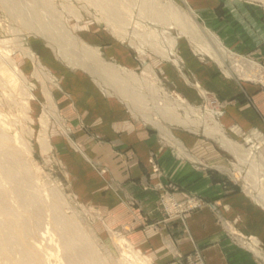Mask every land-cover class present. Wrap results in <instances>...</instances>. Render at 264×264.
<instances>
[{"label":"crops","instance_id":"0c3cea01","mask_svg":"<svg viewBox=\"0 0 264 264\" xmlns=\"http://www.w3.org/2000/svg\"><path fill=\"white\" fill-rule=\"evenodd\" d=\"M176 1L199 23L195 42L172 36L173 46L160 51L150 43L138 49L89 21L72 28L85 47L84 68L71 63L80 58L74 48L61 57L45 37L17 34L14 61L36 89L29 111L38 123L43 114L50 120V153L76 196L155 264L193 253L205 264H264V3ZM150 85L181 104L180 121L156 113ZM209 113L213 134L205 132ZM164 194L202 205L171 218Z\"/></svg>","mask_w":264,"mask_h":264},{"label":"bare ground","instance_id":"6f19581e","mask_svg":"<svg viewBox=\"0 0 264 264\" xmlns=\"http://www.w3.org/2000/svg\"><path fill=\"white\" fill-rule=\"evenodd\" d=\"M88 1H90L92 5L94 4V6H97L100 12L105 17H107V24L112 25L113 31L117 35H124L125 31L123 30L129 23L127 17L130 15L135 4L139 8V12L146 17H151L155 21L161 20L167 23L168 19L171 18L177 21L179 25H181L185 31L191 33L192 36H201V31L199 29L200 27H198V25L194 21H190V19L186 15L177 11V9H175L173 5L174 3H169L167 7L164 6L163 8L159 9L157 8L156 2L154 0H94V2L92 0ZM1 2L3 4L11 2L17 5L16 0H1ZM15 7L17 8V6ZM109 21L112 22V24H110ZM114 25L117 27L119 26V28L123 32H120L118 29H115ZM41 31L48 34L51 33L47 26H41ZM63 32L65 34V37L67 38V40L64 42V46L74 47L76 38L69 33L67 28H65ZM144 32L146 33L144 34L148 38L149 36H153L154 33L153 31H151L150 34L146 31ZM6 41L8 42V40L6 39H0V262L3 263L4 261H6V264H9L10 262H12L13 264H54L52 262V258L53 256H56L59 258V260H62V262H60L61 264H107L105 262L106 260L104 261V258L101 256L100 252L96 249V247H94L95 242L93 241L94 244L91 243V232L89 233V231H84V229L75 220L71 219L70 216L62 212V197L57 192V190L54 188H44V185L39 183V180H36L37 178L32 174L29 164L30 160L29 158H27L29 157L31 147L22 136V126L20 125V131L15 130V133L13 135L9 134V129L11 128V125L14 124L12 120L24 117L26 121H28L29 123H33V119L27 115V110H30L29 97L31 96L28 92L26 93L25 90L22 88L23 86H25V77L16 65L14 59L12 58L13 50H9L8 48L6 49V47L4 46L7 45ZM148 43H150V45L153 46L157 51L162 50V47L160 46L161 44L158 45L153 41H148ZM219 44L218 46L220 47ZM64 56L66 57V55ZM83 56L84 55H82V57ZM215 56L217 57V55ZM103 71L108 76H112L117 79H122V77L117 74L116 71H114L113 67L111 68L105 66ZM255 74L256 73L254 72H246L242 75L244 76V78L256 79ZM129 77L133 79L136 78V76H134L133 74L129 75ZM8 88L13 90L12 93L17 89V91L20 90V94H24L25 97H21V106H16L17 104L13 103L12 100H10ZM149 89L150 91H152V94H154L155 97H153V100L157 103V106L160 109L159 111H161L162 115L166 116V118L169 117L168 119L170 121H180V117L178 118V114H176V108L181 106V104L178 102L171 103L169 101H163L161 99L158 100V91L156 87L151 86ZM16 93L17 92H15V94ZM12 105L14 106L11 107ZM39 121L41 129L38 132L37 140L40 144L41 150L43 152H46L49 150L46 136L48 117L43 114L40 117ZM27 132L30 135L33 133V129L29 128L27 129ZM209 133L213 134L216 132ZM225 137H221V141L224 145L234 148L236 151L240 149L235 143L230 142ZM10 143L12 145H10ZM22 149L26 151L25 154L22 152ZM251 158L253 162V154ZM252 164L254 165V163ZM250 173L252 174L253 170H250ZM258 179L261 180L260 178ZM43 212H47L49 214L48 216L50 217V220L48 224L51 227H46V232L54 231V233L51 235V239L55 241L54 248L56 249V251H54V253L57 254L52 253L51 249H40L41 245L38 244V242L31 244L28 241V237H30V232L33 231L34 233V231H36L37 234L40 230H43V228H41L43 225L41 217ZM124 254H126V252ZM122 255L121 257H123ZM136 256L137 255H135V257ZM54 260L56 259H53V261Z\"/></svg>","mask_w":264,"mask_h":264},{"label":"rangeland","instance_id":"374dc122","mask_svg":"<svg viewBox=\"0 0 264 264\" xmlns=\"http://www.w3.org/2000/svg\"><path fill=\"white\" fill-rule=\"evenodd\" d=\"M16 1H17L16 6L19 10H17L13 6L3 4L0 0V32H1L0 39L8 40V42L6 41L7 45L4 46L6 47V49L8 48L9 50L10 49L13 50L12 58L14 60L16 59L13 53L16 49H19L20 42L22 43V40L19 39L18 38L19 36L17 35L19 33H27V34L36 33L45 37L47 40H49L54 45H56L58 49V53L61 57L67 54L68 48L71 49V51L74 48L75 53L76 54L78 53L77 55L80 56V58H82L81 51L83 50L82 49L83 46L81 40L77 36L78 34L77 31L73 33L72 31L73 26L75 28H77L78 26L81 27L83 23L91 21L94 22L95 25L100 24L101 27L105 28L112 35L116 34L113 31L112 25L107 24L108 22L107 17H105L100 12L97 6H94V4L92 5V3H90V1L88 0H16ZM92 1L94 2V0ZM154 1L156 2L157 8L159 9L163 8L164 6L167 7L169 3L172 4L174 3L173 5L175 9H177V11L186 15L190 19V21H194L199 27V23L197 22L194 13L191 12L189 9L181 7L176 0H154ZM251 1L264 3V0H251ZM158 2L160 3V5ZM127 18L129 23L126 26V28L123 30L126 33L124 32V35L121 34L118 35L116 34V35L119 38H123L126 42H129L135 48L142 49L147 47L148 41H153L158 45L161 44L160 45L161 47H163L162 46L163 44L169 46L172 43L171 42L172 39H168V37H172V36L175 37L184 36L187 37L188 40L195 42V39L192 38L193 37L192 34L185 31L177 21L171 19L170 17H169L170 19H168V23L157 19H156L157 21H155L151 17H146L143 14H141L139 12L138 6H136L135 4L133 6L130 15ZM109 23L112 24V22L110 21ZM41 26H45V27L47 26L51 31V33L48 34L41 31ZM65 28L68 29L69 33L73 35L76 38V42H78V43L75 42L74 47L64 46V42L67 40L63 32ZM115 29H118L120 32L122 31L119 28V26L118 27L115 26ZM144 31L148 32L149 34L151 31H153L155 34L153 33V36H149L148 38L145 35L146 33ZM59 45L61 48L59 47ZM160 46H156V47H160ZM74 56H75L74 61L72 60L73 59L72 58L71 63L74 62L76 66L84 68V65L82 64V59L78 58L76 55ZM224 57H226L225 54ZM85 67L87 71H90L92 73L94 72L97 73V71H93L92 69H90L88 65ZM238 69L240 70L239 67ZM255 69H257V67H255ZM255 69H253V71ZM21 72L25 77V83H24L25 86H23L22 88L25 90L26 93L28 92L29 95L31 96L29 97V101L31 106H33L31 100L34 98L33 93L36 91V89L34 90L32 89L34 87V84L32 85L31 82L33 81L26 78L23 71ZM255 72L257 73V71ZM36 73H39V70H37ZM127 77L130 78L129 74L127 75ZM29 83H31L30 84L31 86L29 85ZM156 89L158 91V94L162 92L161 87L156 86ZM138 90H139V95L147 94L146 88L144 86H140ZM8 91H9L8 94L10 95L9 97L10 100H12L13 103L17 104L16 106L18 107L21 106V99H22L21 97H25L24 94L23 95L20 94L19 93L20 90L17 91V89L13 93H12L13 90L9 88ZM15 92L17 93L15 94ZM159 99L163 100L162 98L158 97V100ZM142 104L143 103L139 104L140 111L142 109ZM13 106L14 105H12L11 107ZM131 106L138 109L136 103H132ZM154 108L156 109V113L160 110L155 101H154ZM27 115L33 118V123H29L28 121L25 120L24 117L14 119L12 120L14 124L11 125V128L9 129V134L13 135L15 133V130L20 131L21 129L20 127L22 126L23 129L22 136L24 140L28 142V144L31 147L29 157H27L26 155L25 156L30 160L29 164L32 174L37 178L36 180H39V183L44 185V188H49V189L54 188L57 190V192L62 197L61 198V202H63L61 206L62 212L70 216L71 219L75 220L84 229V231L86 232L89 231V233L91 232L90 233L91 243L94 244L95 242L94 247H96V249L100 252L101 256L104 258V261L106 260L105 262L107 264H141V263L155 264L150 256L146 255V253L140 251L138 248L133 246L130 239L128 238V234L126 231H123L120 228L116 229L114 225L112 226L107 222H105L104 216L102 214H100L98 211L94 210L93 208L86 206L76 196V194L70 188V184L68 183L67 172L62 166H60V163L57 160H55L50 153V145L48 142V137H47V144L49 150L46 152H43L41 150L40 144L37 140L38 132L41 129V126L39 125L40 121L38 123V121L32 116V114L28 110H27ZM206 116L208 117L205 123V130H206L205 132L207 134H211L209 132H217L218 128L216 124L212 125L211 127V125H208L209 123L207 122L208 119L209 120L212 119L211 113L207 114ZM49 121L50 120L48 119V122ZM29 128L33 129V133L30 135L27 132V129ZM10 145L12 144L10 143ZM22 152L24 154L26 153V151L24 150ZM48 215L49 214L47 212L42 213L41 217H42L43 225L41 228H43V230H40L39 233L37 234L36 231H34V233L33 231L30 232V237H28V241L31 244L38 242V244L41 245L40 249L41 248H46L45 250L51 249L52 253H54V251H56V249L54 248L55 241L51 239V235L54 233V231L46 232L47 231L46 227H51L48 224L50 220V217ZM125 252L126 254H124ZM121 255L123 257H121ZM135 255L137 256L135 257ZM189 255L191 254H187L180 257L178 259V264H190V262L188 261ZM53 259L56 260L53 261ZM128 260H130L131 262ZM52 262L54 264H61L60 262H62V260H59L58 257L53 256ZM0 264H6V261H4L3 263L0 262ZM9 264H13V263L10 262Z\"/></svg>","mask_w":264,"mask_h":264},{"label":"built area","instance_id":"2783aa9c","mask_svg":"<svg viewBox=\"0 0 264 264\" xmlns=\"http://www.w3.org/2000/svg\"><path fill=\"white\" fill-rule=\"evenodd\" d=\"M161 205L168 217H180L184 214L200 208L202 203L195 198H187L183 201L173 199V197L164 194L161 196ZM190 264H205L203 257L199 253H193L188 256Z\"/></svg>","mask_w":264,"mask_h":264}]
</instances>
